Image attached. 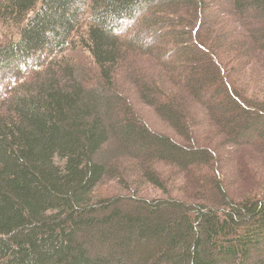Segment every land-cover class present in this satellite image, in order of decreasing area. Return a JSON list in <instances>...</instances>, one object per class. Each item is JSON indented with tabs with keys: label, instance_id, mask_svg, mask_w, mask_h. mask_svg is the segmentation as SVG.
Segmentation results:
<instances>
[{
	"label": "trees",
	"instance_id": "trees-1",
	"mask_svg": "<svg viewBox=\"0 0 264 264\" xmlns=\"http://www.w3.org/2000/svg\"><path fill=\"white\" fill-rule=\"evenodd\" d=\"M0 20V264H264V0H0Z\"/></svg>",
	"mask_w": 264,
	"mask_h": 264
},
{
	"label": "rangeland",
	"instance_id": "rangeland-1",
	"mask_svg": "<svg viewBox=\"0 0 264 264\" xmlns=\"http://www.w3.org/2000/svg\"><path fill=\"white\" fill-rule=\"evenodd\" d=\"M84 29H85L84 22L80 21V25L78 26L77 32H76V35L78 38H79V36L82 35V33H84ZM16 37H17V31L15 30V28L10 26V24L8 22L0 20V43L7 42L11 38L15 39ZM63 55H64V57H66L65 59L68 58V60L71 62H74V63L80 62V63H83L85 66H87V64L91 65L92 59H91L89 53L80 47H76L75 50H72L70 48L69 50H66L65 52H63ZM39 58L40 57H38V59ZM41 60H43V58H41ZM34 62H36V61H34ZM32 64H33V62L31 60H29L28 62H26L23 65L28 66V65H32ZM5 70H6V67L2 68L0 70V75L2 73H5ZM19 70H20V73L22 72L23 74H26L25 70H23V69H19ZM0 80H1V82H0V97L3 98V96L6 93L5 92L6 88H8V87L11 88L12 83L5 82L4 80H2L1 76H0ZM229 147L230 146L227 145L226 149H228ZM239 149L241 150L240 153H239V151H237ZM231 150H234V148H231ZM235 150H236L237 154L239 153L238 155L237 154L234 155L235 153L228 154L229 156L225 154L226 156H228L227 162L230 164L229 168L227 169L228 172L225 174V176L229 182V186L232 188H237V186H239L236 184L237 180L235 181V178H234V180H232L236 166L237 165L239 166L241 161L246 160L244 162H246V164L248 166H251L254 168V162H253L254 158L253 157L256 156L255 152L248 145H241V147L235 148ZM235 150L233 152H235ZM225 155H223V156H225Z\"/></svg>",
	"mask_w": 264,
	"mask_h": 264
}]
</instances>
